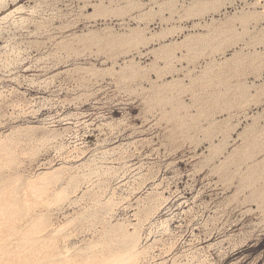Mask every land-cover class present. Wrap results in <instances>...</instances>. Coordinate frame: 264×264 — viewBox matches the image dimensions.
<instances>
[{
  "label": "rangeland",
  "instance_id": "374dc122",
  "mask_svg": "<svg viewBox=\"0 0 264 264\" xmlns=\"http://www.w3.org/2000/svg\"><path fill=\"white\" fill-rule=\"evenodd\" d=\"M120 257L264 264V0H0V264Z\"/></svg>",
  "mask_w": 264,
  "mask_h": 264
},
{
  "label": "bare ground",
  "instance_id": "6f19581e",
  "mask_svg": "<svg viewBox=\"0 0 264 264\" xmlns=\"http://www.w3.org/2000/svg\"><path fill=\"white\" fill-rule=\"evenodd\" d=\"M131 253V252H130ZM65 258V257H64ZM125 258V257H124ZM124 258H118L117 261H107L106 264H126V259L124 260ZM71 260V259H70Z\"/></svg>",
  "mask_w": 264,
  "mask_h": 264
}]
</instances>
